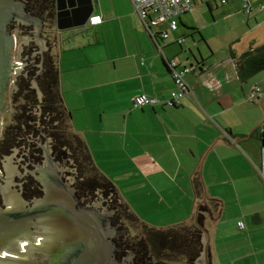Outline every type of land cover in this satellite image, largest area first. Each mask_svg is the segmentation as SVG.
I'll return each mask as SVG.
<instances>
[{
	"label": "crops",
	"instance_id": "crops-1",
	"mask_svg": "<svg viewBox=\"0 0 264 264\" xmlns=\"http://www.w3.org/2000/svg\"><path fill=\"white\" fill-rule=\"evenodd\" d=\"M93 1L87 24L52 41L73 130L96 167L156 227L194 222L199 175L218 202L204 225L211 264H264V182L253 166L264 157V72L237 71L241 55L264 46V0H250L248 16L242 0H193L159 39L163 54L131 0ZM219 21L228 34L243 32L239 44L214 48L205 32ZM163 55L190 69L192 93L178 107L167 103L176 87ZM142 94L158 101L138 106Z\"/></svg>",
	"mask_w": 264,
	"mask_h": 264
},
{
	"label": "water",
	"instance_id": "water-1",
	"mask_svg": "<svg viewBox=\"0 0 264 264\" xmlns=\"http://www.w3.org/2000/svg\"><path fill=\"white\" fill-rule=\"evenodd\" d=\"M23 8L24 5L13 0H0V138L2 116L11 104L8 101L11 82L15 93V75L21 74L25 64H29L24 62L25 58L31 59L37 52L41 54L48 49L46 41L39 38L40 18L29 16ZM55 11L56 30L63 32L87 24L93 15L94 1L56 0ZM42 62L41 58V64L36 65L41 68L36 75L42 71ZM26 73H22L25 79ZM34 78L31 89H36L40 102L43 96ZM40 134L46 161L45 166L33 174L46 193L30 209L25 207L21 195L15 194L13 180L18 170L11 156L7 153L1 161L4 173L0 174V189L5 210H0V264H133L117 258L113 241L117 229L112 227L111 218L105 212L77 210L72 191L62 188L60 175L66 170L53 161L51 147L47 144L52 141L44 136L42 129ZM203 185L204 197L199 206L207 199L204 182ZM199 206L194 222L200 227L203 246L194 263L211 264L209 231L197 223Z\"/></svg>",
	"mask_w": 264,
	"mask_h": 264
},
{
	"label": "trees",
	"instance_id": "trees-1",
	"mask_svg": "<svg viewBox=\"0 0 264 264\" xmlns=\"http://www.w3.org/2000/svg\"><path fill=\"white\" fill-rule=\"evenodd\" d=\"M29 2L33 8H46L45 10L49 12L50 19L53 22L56 20V0H29ZM192 2L193 0H191ZM228 3L229 0L226 4ZM192 4L194 8V3ZM186 13L188 12L186 11ZM246 15L248 16L249 13ZM149 19H153L152 15L147 18L146 22L142 20L145 25L148 23V27L146 28L152 37L156 39L155 41L160 42L159 39L162 38V31H166L167 25L158 24L156 27H153ZM157 28L159 30L162 29L161 31L155 30ZM49 45L50 48L42 58V71L36 75L40 71V68L36 66L35 69L25 70L27 72L26 79L22 74L17 79V91L12 97V102H15V104H12V109H15L14 115L18 124L6 127L3 140H1L0 154L5 156L7 153H12L13 149L19 146L18 142L22 136H30L33 133L39 134L37 115L40 114L39 121L41 120L42 125L46 126L45 129L54 141L52 142L53 152L56 158L64 159L69 157L76 163L82 180L79 183L83 187V192L86 190L87 184H90L92 186L91 190L99 187L106 195L113 194V198L117 202L120 201L121 210L118 213L119 217L130 220L140 226L142 230L140 239L138 241L134 240L131 243L126 242V246L131 251L136 252L138 264H147V262L149 264H195L194 262L199 258L203 246L202 233L199 230L200 227L195 222L176 223L168 227L151 226L150 223L142 221L138 214L124 200H120L121 198H119L120 196L116 186L113 185V181L96 167L92 157H90L91 154L87 144L73 130L71 115L64 104L62 91L60 90L58 57L53 51L56 46L52 47V41ZM37 61L41 64V60L37 59ZM238 61L237 71L245 78L251 77L259 73V71L264 72V46L247 51V53L240 56ZM33 78L36 80L38 90L41 91L43 96L40 98V102H38L36 89H31ZM16 105L18 106L16 107ZM262 146H264V135ZM193 188L197 198L202 200L204 197V185L199 175L194 179ZM28 192L26 198L29 200L32 197L38 198L42 194L40 185L33 181L28 185ZM210 203H213L214 206ZM217 205L218 202L211 200L209 197L201 203L197 216V223L200 226L205 225L207 217L212 215Z\"/></svg>",
	"mask_w": 264,
	"mask_h": 264
},
{
	"label": "flooded vegetation",
	"instance_id": "flooded-vegetation-1",
	"mask_svg": "<svg viewBox=\"0 0 264 264\" xmlns=\"http://www.w3.org/2000/svg\"><path fill=\"white\" fill-rule=\"evenodd\" d=\"M15 3H21L22 5H24V8L22 9L23 12L27 13L29 16L33 17V18H40L41 20V24H40V31H39V38L40 40H44L46 41L45 46L49 49L50 48V39L51 36H55V34L57 33L56 30V21H52L50 19L49 16V12L46 11L44 9H37V8H33L30 6V2L29 0H13ZM48 49H46L48 51ZM42 58L45 54L46 51H42ZM28 61L25 58L26 62ZM27 63V62H26ZM27 67V65L25 64L24 68ZM21 68H18V70H20ZM22 72H24V69H22L20 71V73L22 74ZM20 74H16V81L18 79V76ZM14 78V77H13ZM9 100L11 99V95L9 94ZM8 100V101H9ZM11 103V101H9ZM12 107V104H10L9 108ZM3 119V116H2ZM1 139V138H0ZM51 145V142H49ZM0 146H1V141H0ZM42 152H46L45 148H40ZM51 156L53 158V161L58 165L60 164V161L64 162V166L66 164V161L69 162L68 165V169H65L66 172L62 173L60 175L61 177V185L62 188L65 191H72L73 193V197H75L76 199V207L77 210L82 211V209H85L88 213H94L96 211L99 212H105L108 215V218H111V225L113 228L117 229V234L116 236H114L113 241L116 243V256L117 258L123 262H131V263H137V254L135 251H131L130 248H128L126 246V241L128 238L127 233L125 231V229L119 230L124 222V219L120 218L118 215V207H116L115 205H113L112 200L110 199V195H106V193H104L102 190H100L99 187H97V189L91 190L92 186L90 184H87L86 186V190H84L83 192V187L80 186L79 182H82L81 180V176L79 171L77 170L78 167L76 165V163L73 161L72 159L68 158H56L55 153L53 152V149L51 150ZM6 156V155H5ZM5 156H2L0 154V161L5 159ZM44 156H42V158H39V161L36 162V160L34 159V157H32V159H28L26 166H27V170L24 169L23 171V175H19L15 178V180H13V186L15 188V193H18L19 195H21V197L23 198V201L25 202V207L30 209L32 206H34V203L36 200L38 199H43L44 198V194L46 193V191L43 189L42 184L39 182V180L36 178V180L31 179L34 177V174H32L31 170H34L35 168V164H42ZM46 158V157H45ZM66 160V161H65ZM72 162V163H71ZM40 167L39 170H41ZM1 170V169H0ZM3 170V171H2ZM2 170L0 171L1 176L3 175L4 172V168H2ZM28 178L31 176V178H29V181H27V179H25V177ZM33 176V177H32ZM31 181H33L34 183H38L40 185L42 194L40 197L38 198H30L27 199L26 198V194H28V185L29 183H31ZM3 191L0 189V210L4 211L5 210V203L3 201ZM94 204V205H93ZM105 205L104 208H102V210H99V208H97V205ZM117 222L116 225L114 226L113 223ZM142 264V263H140ZM146 264V263H143ZM148 264V262H147ZM175 264V263H173Z\"/></svg>",
	"mask_w": 264,
	"mask_h": 264
},
{
	"label": "built area",
	"instance_id": "built-area-1",
	"mask_svg": "<svg viewBox=\"0 0 264 264\" xmlns=\"http://www.w3.org/2000/svg\"><path fill=\"white\" fill-rule=\"evenodd\" d=\"M228 0H221V3H227ZM136 14L139 15L141 19L145 22L147 18L152 15V20H150L151 26H155L160 24L167 25L166 31H162V38H168V30L173 29L176 30L178 27V18L184 13L193 10V4L191 0H131ZM242 11L245 14L251 13V5L250 0H242ZM93 18V17H92ZM102 21L101 17H97L95 23L100 24ZM148 27V23L146 24ZM183 39H179L178 42L181 43ZM158 46L160 51L162 52V45L159 42ZM163 54V52H162ZM164 56V55H163ZM165 63L168 67V70L171 74V77L174 81L176 89L171 92V96L167 100V103L171 107H178L181 104V99L188 96L187 94L192 93L189 84L186 82L185 76L190 72L188 67L180 66L176 59H171L169 57L164 56ZM260 93V88L256 87L255 90L252 92L250 98H256ZM158 100L156 97H150L146 95H139L135 98V104L138 106L143 105H153ZM227 141L234 142L235 140L232 136H226ZM262 153L264 156V146H262ZM253 166L259 177L264 182V157L261 163H253ZM240 227L244 228L243 223H240Z\"/></svg>",
	"mask_w": 264,
	"mask_h": 264
},
{
	"label": "rangeland",
	"instance_id": "rangeland-1",
	"mask_svg": "<svg viewBox=\"0 0 264 264\" xmlns=\"http://www.w3.org/2000/svg\"><path fill=\"white\" fill-rule=\"evenodd\" d=\"M222 6H219V7H222ZM205 8L208 9L206 5H205ZM236 29H237V27H236ZM70 30H72V29H70ZM70 30H63V31L68 32ZM205 33H206L207 37L212 34L211 36L214 39V41H213L214 48L216 47L218 49H224V47H225L226 50H227L230 45L239 44L240 43V41L238 42V40L236 41V39L238 37H240L243 32L239 33L236 30V32L234 31V33L228 34V32L226 31L225 27L222 24V21H219V25L217 27H213V28L211 27ZM52 40H54L53 36H51L50 41H52ZM52 43H54V42L52 41ZM243 43L246 44L245 42H243ZM203 45L205 46V44H203ZM54 46L55 45L53 44L52 47H54ZM208 49L209 48L206 47V50H208ZM42 54H43V52L41 54L37 52L34 56H32L31 59H27L28 61H26V62L29 63V64L27 65V67L24 68V71L25 70L27 71L28 69H35L36 65L39 64V61H37V59L41 60ZM37 67H39V66H37ZM19 76H21V75H19ZM19 76H18V78H19ZM34 82H36V80H34ZM36 84H37V82H36ZM15 86H16V83H15ZM13 87H14V83L11 82V85L9 87L10 88L9 89V94L11 95V99H13L12 97L14 95ZM9 101H11V104H13V103L15 104V102H12V100H9ZM17 106L18 105H16V107ZM38 112H37V114H38ZM14 114H15V109L14 108L12 109V107L8 108V111L3 114V126H2L3 134H4V131L6 130V127H8L9 125L13 126V125H17L18 124V123H16ZM39 123H40V127L41 128L38 126V129L39 128L42 129V131L44 133V136L45 137H49L51 139V141L54 142L52 137L49 136V133L45 129L46 126L42 125V121L41 120L39 121ZM40 129H39V134L38 133H33L30 136H28V135L22 136L20 138L19 142H18L19 146L15 147L13 149L12 153L9 154L11 156V158H12V161H13V163L15 165V168H17V170H18L19 175H23L24 174L23 173L24 169L25 170L28 169L27 166H26V163H27L28 159H32V157H34L36 162H38L39 157L42 158V156H44L42 164H35V167H34L35 169L31 170L32 174H33L34 171L35 172L38 171L40 167H44L45 166V161H46V158H45L46 155L45 154H46V152L44 153V152L40 151V148H45V146H44V144L42 142ZM3 134H2V137H1L0 141L3 140ZM52 142H51V145H50L49 141L47 142V144H49V146L51 147V150L53 149V143ZM1 143H2V141H1ZM73 161L74 160L72 159V162ZM58 165H60L64 169H68L69 162L66 161V164L64 166V162L60 161V164H58ZM2 168L3 167H2L1 161H0V169L2 170ZM27 178H28V176L25 177V179H27ZM29 178H31V176ZM29 178L27 179V181H29ZM31 179L36 180L35 176L33 178H31ZM18 193H15V194H18ZM113 197H114L113 194H110V199L112 200L113 205H115L116 207L119 208L117 210L118 213H119V211L121 210L120 201L117 202L115 200V198H113ZM210 204L212 206H214L213 203H210ZM104 206L105 205L100 204V205H97V208H99V210H102V208H104ZM116 223L117 222H114L113 225L115 226ZM122 229H125V231L127 233V236H128V237H126V238H128L126 242H130L131 243V242H134V240L138 241L140 239L139 237L142 235V230H141L140 226L137 223H133L130 220H126L125 218H124V222H123V224H122V226H121V228L119 230H122Z\"/></svg>",
	"mask_w": 264,
	"mask_h": 264
}]
</instances>
